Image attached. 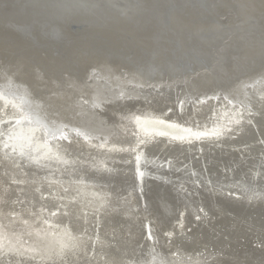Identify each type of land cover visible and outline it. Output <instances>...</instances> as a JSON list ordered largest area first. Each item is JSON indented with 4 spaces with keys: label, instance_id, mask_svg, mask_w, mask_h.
Instances as JSON below:
<instances>
[{
    "label": "bare ground",
    "instance_id": "bare-ground-1",
    "mask_svg": "<svg viewBox=\"0 0 264 264\" xmlns=\"http://www.w3.org/2000/svg\"><path fill=\"white\" fill-rule=\"evenodd\" d=\"M29 1L0 12V264H264V0H82L57 42Z\"/></svg>",
    "mask_w": 264,
    "mask_h": 264
},
{
    "label": "water",
    "instance_id": "water-1",
    "mask_svg": "<svg viewBox=\"0 0 264 264\" xmlns=\"http://www.w3.org/2000/svg\"><path fill=\"white\" fill-rule=\"evenodd\" d=\"M34 1V3L38 6L37 7V11L38 12L36 15H32L33 19L31 22H35L34 24H41L42 27H45V34L51 38L50 40H53V42H57L61 39L62 35L66 36L69 32V28H70V24H68L67 26V23L68 22H64V20L66 19V9L69 7V6H72L75 4H79L80 2H82V0H50V2H48V0H32ZM175 1V0H174ZM179 4H183L181 3L182 1L178 0ZM6 2H9L10 4H8L7 6L10 8L11 11L9 12H12V14L7 17V20L8 22L12 23L14 22L15 20H12L11 18L13 17L14 18V15L16 13H18V18L17 19H24L26 16H30L33 12L30 11V9H28L30 6H29V0H0V12L1 11H4V9H6L5 7V4L3 3H6ZM28 5V6H23V5ZM64 4V5H62ZM170 4V3H169ZM53 5H60L58 7H56V15L60 17L57 19L59 20L58 22H56L54 19V21L56 23H51V21L43 18V14L45 12V9H48L50 8L51 6ZM106 8H103L101 11L103 12L102 15H110L112 13H114L113 9H114V5H106L103 4ZM41 6H42V9H41ZM168 6V5H167ZM24 7H28V8H24ZM168 8H172L173 11H175L177 7V4H172V5H169ZM2 13V12H1ZM48 15V14H47ZM63 15V16H62ZM65 15V16H64ZM101 15V16H102ZM0 16H3V14ZM62 17V18H61ZM16 23V22H15ZM18 23V22H17ZM21 23V22H20ZM28 23H25V24H20V26H18V30H19V34H18V37L23 39L25 41L26 39V35L24 33V30H27V25ZM47 26V27H46ZM21 27V28H20ZM23 31H22V30ZM48 33V34H47Z\"/></svg>",
    "mask_w": 264,
    "mask_h": 264
}]
</instances>
